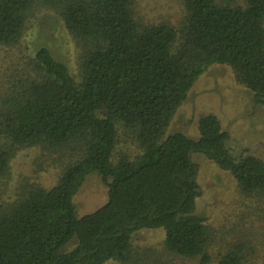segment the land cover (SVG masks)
Segmentation results:
<instances>
[{
    "label": "trees",
    "instance_id": "16d2710c",
    "mask_svg": "<svg viewBox=\"0 0 264 264\" xmlns=\"http://www.w3.org/2000/svg\"><path fill=\"white\" fill-rule=\"evenodd\" d=\"M182 2L173 26L140 22L135 0H0V48L18 52L0 60V264H137L145 258L133 253L131 238L144 229H161L175 257L252 263L245 243L209 256L210 227L195 215L192 155L229 173L263 211L264 162L232 157L211 113L198 116L196 139L167 131L213 65L229 67L264 108V0ZM37 10L58 15L80 48L77 80L48 49L20 46ZM30 148L67 162L49 189L28 183L4 201L11 162ZM91 174L107 201L78 218L73 198Z\"/></svg>",
    "mask_w": 264,
    "mask_h": 264
},
{
    "label": "rangeland",
    "instance_id": "374dc122",
    "mask_svg": "<svg viewBox=\"0 0 264 264\" xmlns=\"http://www.w3.org/2000/svg\"><path fill=\"white\" fill-rule=\"evenodd\" d=\"M136 18L144 24L168 23L176 26L184 15L182 0H135ZM35 45L50 51L62 61L71 76L78 79L82 56L80 48L66 31L62 20L48 10H37L29 21L20 46L31 52ZM24 55L29 52L23 51ZM15 48H0V60L11 58ZM214 114L229 140L227 146L232 157L254 156L264 162V108L254 103L253 95L234 80L230 68L224 65L209 67L194 83L186 101L175 113L167 133L180 132L190 139L197 138L196 120L199 115ZM54 155H42L36 148L20 151L9 169L3 186L4 201L20 186L28 183L49 189L67 162L57 161ZM197 165L198 196L195 215L210 227V244L207 252L212 261L232 247V243L247 244L245 253L251 264H264V211L255 199L241 195L229 173L210 164L202 155H192ZM17 189V190H16ZM10 200V201H11ZM107 201V188L96 174L87 176L73 198L76 216L93 213ZM132 250L149 264L156 259L174 264H200L198 259H183L164 249V232L161 229L139 230L131 238ZM136 259V258H135ZM137 260V259H136ZM105 264H119L108 261Z\"/></svg>",
    "mask_w": 264,
    "mask_h": 264
}]
</instances>
